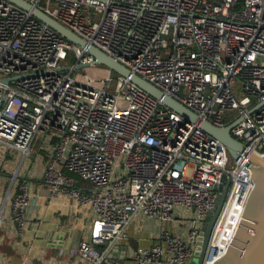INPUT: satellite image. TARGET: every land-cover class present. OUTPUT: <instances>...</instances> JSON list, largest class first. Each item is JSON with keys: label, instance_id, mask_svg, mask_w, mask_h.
<instances>
[{"label": "built area", "instance_id": "obj_1", "mask_svg": "<svg viewBox=\"0 0 264 264\" xmlns=\"http://www.w3.org/2000/svg\"><path fill=\"white\" fill-rule=\"evenodd\" d=\"M24 1L199 120L233 123L229 134L241 146L232 159L127 78L83 73L98 66L91 56L0 0V148L38 156L46 195H65L92 216L94 233L65 264H116L111 251L136 215L160 227L149 246L129 250L133 264H186L223 174L225 196L201 264L218 258L252 188L245 155H264V0ZM35 195L20 180L8 196L17 236ZM229 203L233 232L217 243Z\"/></svg>", "mask_w": 264, "mask_h": 264}, {"label": "crops", "instance_id": "obj_2", "mask_svg": "<svg viewBox=\"0 0 264 264\" xmlns=\"http://www.w3.org/2000/svg\"><path fill=\"white\" fill-rule=\"evenodd\" d=\"M24 159L20 157L11 168L15 177L9 175L7 179L0 175V264H65L67 252L94 233L91 213L86 205H77L65 195L47 196L39 179L42 160L38 156L28 158L27 166L23 167ZM20 167L23 170L18 176ZM20 180H27L36 195L33 207L28 208L23 230L17 236L9 220L8 196ZM159 227L160 224L136 215L126 226V237L118 245L125 248L124 255L120 257L117 251L109 257L116 264H133L129 250L149 246ZM59 235L61 238L57 240Z\"/></svg>", "mask_w": 264, "mask_h": 264}, {"label": "water", "instance_id": "obj_3", "mask_svg": "<svg viewBox=\"0 0 264 264\" xmlns=\"http://www.w3.org/2000/svg\"><path fill=\"white\" fill-rule=\"evenodd\" d=\"M6 1L27 11L33 18L49 27L71 44L82 49L84 53L92 57V63L94 65L103 66L109 72L127 78L150 96L160 100V102L169 109L181 115L185 120L195 123L202 131L220 141L226 148L230 158H236L235 152L240 151L241 146L229 134V129L233 123L217 128L206 121L199 120L191 111L169 96L162 94L158 89L135 74L130 73L125 67L102 53L100 50L86 44L78 36L55 22L35 6L24 0ZM74 67H85V64H76ZM62 69H67V67H63ZM245 160L247 161L246 165L249 166L251 171L250 180L253 183L252 188L245 200L242 213L229 244L223 249V253L218 258L208 260L209 264H264V155L258 156L254 152L249 151L245 155ZM226 186L227 179L222 174L217 184L216 189L218 194L216 195L214 206L212 210L204 216L200 232L195 239L192 257L186 264H201L213 222L219 213L225 196ZM58 238H61L60 235L56 239L59 240ZM57 243L59 244L58 241ZM119 248L118 253L121 257L124 254L125 248L123 246ZM116 251L117 250H112L111 255H115Z\"/></svg>", "mask_w": 264, "mask_h": 264}, {"label": "rangeland", "instance_id": "obj_4", "mask_svg": "<svg viewBox=\"0 0 264 264\" xmlns=\"http://www.w3.org/2000/svg\"><path fill=\"white\" fill-rule=\"evenodd\" d=\"M51 10H52V12H56L55 8H52ZM68 63H69V61L64 62V64H68ZM106 71L107 70L105 67L99 65V66H96L95 68L84 69L83 73L88 74L92 78H99V77L105 76ZM76 76H78V74H76ZM20 157H21V155L18 152H15L12 150H7L6 154H5L4 151H2V148H0V160H1L0 164L3 162L2 165L0 166V175H4L7 179H10L9 175H11V178H12L11 170L14 168L15 164L18 162ZM1 158H3V159H1ZM36 159H34L35 163H36ZM27 163H28V158L23 160V167H26ZM231 165H232V161L230 160L227 167H231ZM31 168H34V166L32 165ZM35 168H38V165ZM21 170H23L22 167H20V169L18 171V176H20V173L22 172ZM225 215H226V219L223 216V221L221 223V228H220L221 232L219 230L220 235L216 239L217 243H219V239H222L224 234L227 233V224L226 223L228 221H230L231 213L226 212ZM181 227H183V226L181 225Z\"/></svg>", "mask_w": 264, "mask_h": 264}, {"label": "bare ground", "instance_id": "obj_5", "mask_svg": "<svg viewBox=\"0 0 264 264\" xmlns=\"http://www.w3.org/2000/svg\"><path fill=\"white\" fill-rule=\"evenodd\" d=\"M232 211H233V205L232 204H228V206H227V209H226V211H225V213L226 212H229V213H231L232 214ZM222 221H223V219L221 220V223H222ZM233 232V228H230V229H228V227H227V233H232ZM217 241V240H216ZM220 241V240H219Z\"/></svg>", "mask_w": 264, "mask_h": 264}, {"label": "trees", "instance_id": "obj_6", "mask_svg": "<svg viewBox=\"0 0 264 264\" xmlns=\"http://www.w3.org/2000/svg\"><path fill=\"white\" fill-rule=\"evenodd\" d=\"M67 61L71 62V61H72V58H68ZM98 66H99V65H98ZM74 185L77 186L78 183H77V184H74ZM216 246L218 247V245L215 244L214 247H216Z\"/></svg>", "mask_w": 264, "mask_h": 264}]
</instances>
